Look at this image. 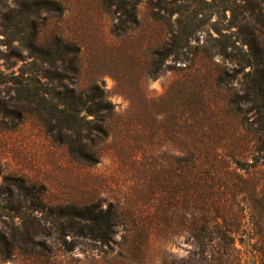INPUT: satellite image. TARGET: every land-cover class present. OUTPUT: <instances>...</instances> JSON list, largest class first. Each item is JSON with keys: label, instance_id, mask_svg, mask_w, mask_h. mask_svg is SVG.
I'll return each mask as SVG.
<instances>
[{"label": "rangeland", "instance_id": "374dc122", "mask_svg": "<svg viewBox=\"0 0 264 264\" xmlns=\"http://www.w3.org/2000/svg\"><path fill=\"white\" fill-rule=\"evenodd\" d=\"M158 4L125 0L126 15L111 0H0V232L14 244L9 177L44 187L51 206L107 212L111 225L105 243L67 229L68 251L49 230L48 256L24 246L0 264H194L196 175L213 192L235 171L249 176L234 160L253 161L260 133L250 104L230 105L249 67L211 51L207 27L178 59H159L183 16ZM240 27L264 47V25L247 17ZM12 72L48 101L19 94ZM95 84L114 108L103 133L97 123L86 133L85 161L70 152L64 92Z\"/></svg>", "mask_w": 264, "mask_h": 264}, {"label": "trees", "instance_id": "16d2710c", "mask_svg": "<svg viewBox=\"0 0 264 264\" xmlns=\"http://www.w3.org/2000/svg\"><path fill=\"white\" fill-rule=\"evenodd\" d=\"M111 1L127 15L125 0ZM161 1L163 4H158L159 7L167 12L177 9L183 17L178 19V30L172 34L168 47L158 53L159 59L171 55L178 59L191 34L207 27L206 42L211 51L223 58L235 59L244 68L249 67L245 73L244 95L237 96L230 105L235 112L242 113V107L250 104L254 111L250 124L254 123L260 133L253 161L234 160L236 168L249 174L248 177L235 171L229 181L226 178L220 183L222 189L220 185L214 187L223 192H213L202 184L200 175H196L192 231L198 249L194 264H264V47L248 40L240 27L247 17L264 25V0ZM12 73L19 94L37 105L48 101V91L32 90L28 78ZM64 96L67 99V108L62 110L67 116L65 130L72 134L73 141L80 143L73 146L70 142V152L87 161L89 155L82 147L88 137L86 133L91 132L92 123H97L96 133H103L104 117L111 114L114 105L104 99L103 90L97 84L77 96L72 89H67ZM75 98L76 105L73 104ZM88 116L94 117L89 120ZM6 179L17 196L12 209L18 222L11 230L14 244L0 232L1 257L10 258L16 248L24 246L48 256L51 253L48 240L52 239L49 230L58 234L64 251L70 250L72 244L66 238L67 229H71L74 237L106 242V230L111 228L107 212L96 214L95 208L51 206L46 201L44 187H37L23 178ZM219 196L224 197V201L215 199Z\"/></svg>", "mask_w": 264, "mask_h": 264}]
</instances>
